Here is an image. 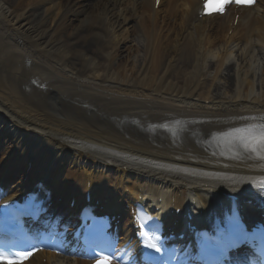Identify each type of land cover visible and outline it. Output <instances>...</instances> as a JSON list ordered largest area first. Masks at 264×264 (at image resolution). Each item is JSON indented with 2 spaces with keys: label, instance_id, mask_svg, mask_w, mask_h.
Segmentation results:
<instances>
[{
  "label": "bare ground",
  "instance_id": "obj_1",
  "mask_svg": "<svg viewBox=\"0 0 264 264\" xmlns=\"http://www.w3.org/2000/svg\"><path fill=\"white\" fill-rule=\"evenodd\" d=\"M257 6L229 36L225 18L198 19L201 0H162L156 14L155 0H0V141L11 148L8 157L9 149H0V167L7 168L0 172L8 180L15 173L31 179L9 188L5 200L50 176L61 212H80L86 183L94 196L109 189L100 204L116 216L148 192L156 189L158 200L167 197L164 189L174 190L161 174H131L134 167L105 176L96 169L111 161L86 147L140 156L153 167L172 163L202 176H230L238 191L249 190L242 180L264 172L261 155L245 146L264 131V0ZM202 188L190 194L198 213L213 210L210 219L224 190ZM74 247L83 253L79 243ZM43 259L88 264L50 253L21 264Z\"/></svg>",
  "mask_w": 264,
  "mask_h": 264
},
{
  "label": "snow or ice",
  "instance_id": "obj_2",
  "mask_svg": "<svg viewBox=\"0 0 264 264\" xmlns=\"http://www.w3.org/2000/svg\"><path fill=\"white\" fill-rule=\"evenodd\" d=\"M233 0H216L215 2V10L218 12H222L224 8L232 3ZM255 0H235V3L238 5H244V6H251ZM238 132H243L244 130H237ZM242 140L245 138L241 137ZM246 147L251 148L253 151H256L257 147H259L261 152V158H264V131H261V133L253 137L251 140H248L245 143ZM150 247H155V245H149ZM235 246V245H234ZM159 251V249H157ZM31 253H17V259L13 260L11 257L5 256L4 254L0 253V260L5 261V264H20L21 261L26 259L28 256H30ZM98 264H110V261L108 258H105L104 261L98 262Z\"/></svg>",
  "mask_w": 264,
  "mask_h": 264
},
{
  "label": "rangeland",
  "instance_id": "obj_3",
  "mask_svg": "<svg viewBox=\"0 0 264 264\" xmlns=\"http://www.w3.org/2000/svg\"><path fill=\"white\" fill-rule=\"evenodd\" d=\"M11 1H16V0H11ZM132 40H133V45H135L136 46V44H138L137 43V39H136V36H133L132 37ZM140 44V43H139ZM233 72H234V70L233 71H231V74H233ZM235 91V89H231V92H234Z\"/></svg>",
  "mask_w": 264,
  "mask_h": 264
}]
</instances>
